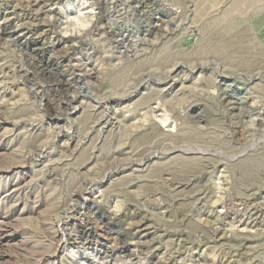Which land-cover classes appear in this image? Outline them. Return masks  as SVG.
Here are the masks:
<instances>
[{
    "label": "rangeland",
    "instance_id": "1",
    "mask_svg": "<svg viewBox=\"0 0 264 264\" xmlns=\"http://www.w3.org/2000/svg\"><path fill=\"white\" fill-rule=\"evenodd\" d=\"M0 264H264V0H0Z\"/></svg>",
    "mask_w": 264,
    "mask_h": 264
},
{
    "label": "water",
    "instance_id": "2",
    "mask_svg": "<svg viewBox=\"0 0 264 264\" xmlns=\"http://www.w3.org/2000/svg\"><path fill=\"white\" fill-rule=\"evenodd\" d=\"M75 81L78 82V84H80V88L81 90L84 92L85 95H90L86 89V86L84 84V77L83 76H76L75 77ZM90 99H93V96H89ZM90 205L87 204V207H89ZM91 207V206H90Z\"/></svg>",
    "mask_w": 264,
    "mask_h": 264
}]
</instances>
